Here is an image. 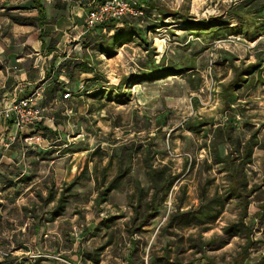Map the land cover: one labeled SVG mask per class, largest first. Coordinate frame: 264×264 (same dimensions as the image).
Returning <instances> with one entry per match:
<instances>
[{"label": "rangeland", "instance_id": "rangeland-1", "mask_svg": "<svg viewBox=\"0 0 264 264\" xmlns=\"http://www.w3.org/2000/svg\"><path fill=\"white\" fill-rule=\"evenodd\" d=\"M54 1L42 0L48 13ZM244 1L155 0L158 12L178 13L164 17L154 11L138 20L151 50L159 54L156 60L165 55L166 66L186 57L196 60L194 69L161 80L145 81L147 48L139 38L118 47L112 58L96 51V32L82 36L76 53L58 51L69 58L64 72L56 70L62 78L54 84L62 95L68 90L77 97L83 77L92 93L103 92L108 80L134 97L127 105L90 99L72 108L79 121L67 127L66 140L76 150L70 156L56 154L63 158L65 176L52 182L53 202L45 206L46 198L39 199L44 208L36 214L47 224V239L62 233L61 254L55 257L62 264H110L124 253L133 254L135 264H150V259L157 264H235L237 259L236 264H264V79L248 76L251 86L239 92L242 99L231 108L222 104L224 89L237 75L259 54L264 59V39L249 41L229 32L237 25L232 14ZM35 15L34 0H0V43L18 49L24 42L29 61L37 54L35 40L48 34V22L39 27ZM31 20L34 24L26 22ZM50 47L55 46L41 53ZM84 61L94 68L97 83L87 84L86 73L73 71ZM135 77L145 82L136 84ZM51 113L45 111L44 127L55 126ZM199 122H204L201 132L187 129ZM236 167L241 170L238 194L232 186ZM162 171L169 180L167 203L163 192L154 203ZM148 177H154V188ZM75 182L79 187L69 192ZM113 184L119 190L112 192ZM71 193L78 194L71 198ZM241 193L247 197V214ZM62 197L68 199L67 212L49 222ZM45 251L32 255L47 257Z\"/></svg>", "mask_w": 264, "mask_h": 264}, {"label": "crops", "instance_id": "crops-1", "mask_svg": "<svg viewBox=\"0 0 264 264\" xmlns=\"http://www.w3.org/2000/svg\"><path fill=\"white\" fill-rule=\"evenodd\" d=\"M94 1L95 0H55L52 5V13H48L46 10L48 25H45H47L48 28L45 29V32H48L47 38L40 41L35 40L33 43V48L37 53L45 51L50 45L55 46L52 48L50 47L51 49L49 52L44 53V55H53L47 64L48 77L46 81H41L40 70L35 67L34 60L29 61L26 55L23 56L25 48L24 42L18 49L12 47L14 50L0 43V240L2 241L1 244L3 248L11 253L9 258L0 257V264H62L60 260L55 258L61 254L58 249L60 248L61 251L62 233H58V239L54 237V241H52V239H47L49 238L46 233L47 224L45 225V223H43L42 216L36 214L39 208H44V206L40 207L41 202L39 199L46 198L44 200L45 206L53 202L56 196L53 193L52 182H56L58 179L61 180L65 176L62 167L63 158H56V154L63 152L65 155L70 156L74 154L76 150L75 147L69 143V140H66L67 135H71L68 133L67 127L71 128V124L75 126L79 121L77 118L73 117L75 115L72 114V108L74 106H79L80 100L85 102L90 101V99H100L107 101L108 104H115L118 102L113 100L114 98H109L110 95L114 97L116 94H126L125 91L127 90H124L125 86L123 87L121 84L120 86L115 85V83H111L108 80H106L103 87L100 88L104 90L101 93H92L93 91H90L88 87L81 89V82L85 81L82 77L79 84L80 94H78L77 97L72 96L69 99H64L62 96L66 92L62 95L54 84L55 80L62 78V74L58 76L56 70L59 69L60 72H64L66 69V60L69 59L67 56L62 57V54H59L60 50L64 47L67 50L69 49L70 53L74 51L76 53L77 50L82 49L80 46V39L82 37L79 38L78 33L82 30ZM67 32H69L70 35H67ZM263 39L264 37H261L259 40ZM72 41H77L79 43L75 44L74 47L70 46L67 48V44ZM131 43H135L134 40H132ZM125 46L127 45L125 44L120 48H124ZM8 49L9 51H7ZM67 50L64 52H67ZM103 56L106 58L105 55ZM94 74L95 72L83 74L90 78L87 79V84H95L98 82V77ZM254 75L259 78L258 80H260V78L264 79V63H262L260 70ZM92 78H96V80H92ZM258 80H256V83ZM261 82L264 88V80H261ZM41 85H43L45 91L42 99L38 102V106L45 109V111H52L51 114L53 117L51 121L53 122L55 120V126H50V132H46L45 134H42L37 129L29 130V132L37 130L36 133H31L29 135H41V142L27 145L20 139L11 147L7 148L5 145L6 140H8L10 135L16 134L17 129L11 122H7L3 118V98L9 97L16 91H18L19 95L22 97L29 96L34 88ZM247 85L251 86L250 80ZM258 86L256 87L258 88ZM244 88L246 87L244 86L237 91L238 99L232 107L242 99L241 97L243 95H239V92L244 90ZM67 92L70 91L67 90ZM113 92H116V94ZM129 98V102L132 103L134 97L131 98L130 95ZM222 104L223 107H225L224 99ZM162 118L161 122L163 125V123L166 122L167 116L163 115ZM27 132H24L22 136H27ZM152 140L154 141V139H149V141ZM24 149H27V151L30 150V152L26 154ZM165 174L167 175L166 171ZM147 181L150 183L151 187L154 188L153 180L148 177ZM78 187L79 184L68 191L72 192ZM116 190H119L118 186H115L112 192ZM158 193L161 194L162 191L159 189ZM77 194L78 193H71L70 197H76ZM159 194H157V197H159ZM165 203H167V200H165ZM67 207L68 205L66 208ZM66 208L62 215L57 214L56 216L54 212L57 209H54L55 211L51 210V219L49 222L55 223L56 220L63 217L67 212ZM29 215H33L32 218H30ZM30 220H32L31 223ZM58 228L59 232H61L60 224ZM41 250H46L47 257L32 255L34 252H40ZM18 253L24 254V256L16 257L15 254ZM39 254L40 253H38V255ZM80 260L82 259L80 258ZM149 262L150 264H157L152 259H150L148 263ZM110 264H135L134 255L124 253L122 256H115Z\"/></svg>", "mask_w": 264, "mask_h": 264}, {"label": "trees", "instance_id": "trees-1", "mask_svg": "<svg viewBox=\"0 0 264 264\" xmlns=\"http://www.w3.org/2000/svg\"><path fill=\"white\" fill-rule=\"evenodd\" d=\"M101 1H105V0H101ZM253 1L255 0H245L242 4V8H240V11L238 12L236 11L234 12V14H232V18L237 21V25L231 26L230 27L231 30L229 31L232 34L245 35L249 41H257L261 37H264V4H260V3L254 4ZM138 2L140 3V5H144L146 16L150 17L154 11L158 12L157 6L155 5V0H138ZM246 6H248L247 9H245ZM34 7L36 9L35 18L38 22V26L42 27L45 25V22L47 21L45 5L42 3V0H34ZM158 13L164 17L178 15V13H164V12H161V13L158 12ZM138 20H141V18L128 17L122 20H113V19L109 20L103 23L102 25L96 27L92 31L88 32V34L85 35L86 36L85 38L93 36V32L94 33L96 32L98 37H97L95 49L98 53H101L107 56L108 58H112L115 56V52L118 47H122L128 42H131L132 40L136 38L137 39L139 38L140 40H142L145 47L147 48L146 49L147 50V62H146L147 71L145 73V77L147 78L145 79V81L161 80L165 77H168L171 75L182 74L187 70H192L195 68L196 60L188 58V57L176 63L175 65L172 64L169 66H166L164 64L166 60L165 55H163L161 59L157 61L156 56H158L159 54L156 53V51L151 50V43L148 41L147 36L144 34V30L140 27ZM26 22H28L29 24H34V21L32 20L26 21ZM202 30L204 31V34H206L207 33L206 31L208 30V28H203ZM262 44L263 42L259 43L256 46V48H258ZM258 56H259V59L255 64L248 65L246 68H244L242 72H240L237 75V77L224 89L223 98L225 100V105L227 108H231L232 105L238 99L237 91L249 83L248 76H252L257 71L260 70L262 63H264V59L262 58L260 54ZM186 63H188L187 67H185ZM73 71H77L79 73H94V68L91 67L89 62L84 61L83 63H79L75 65V67L73 68ZM171 73H174V74H171ZM157 74H161V75H157ZM158 76H161V77H158ZM69 78L70 79L72 78V74H69ZM92 80H96V78H92ZM135 80L136 82L138 81V83L136 84L145 82L144 80H142V77H135ZM139 80L142 82H139ZM129 97H130V91H128V93L126 94L122 93L114 97H112V95L109 96V98H114L113 100H116L120 104H126L127 102H129L130 101ZM203 124L204 122L189 124L187 125V129L192 131L193 133H199L201 131V127ZM31 129H37L42 134H45L46 132H50V128L44 127L43 123L30 126L26 130V132L28 131L27 135L37 132V130L29 132V130ZM247 151L249 155V153H251L252 150L250 149ZM238 168L239 167L233 168V172L236 174V176L234 174V177H236L237 180L236 181L233 180V183H232V186H234L233 191L237 192V194L239 190L235 187V185L236 184L238 185L239 174L241 172V170L240 169L238 170ZM235 170H237L238 172ZM159 177H160L159 179L155 180V188L158 189L157 192L159 191V189L163 192L164 197H165L164 199L166 200L168 196V192H169L168 190L169 180H168V177H166L165 172L163 171H162V176H159ZM151 179L153 180L152 182L154 184V177ZM163 181L165 183H163ZM77 184L79 183L71 184V186H69L67 190L70 191ZM113 186L114 184L111 186V189L113 188ZM164 190L166 191L164 192ZM156 197L157 196L154 197L155 199L154 203L157 202L156 199H158V197L157 198ZM239 197L242 200L241 204H243L244 211L247 214L246 212L247 205H245V203L243 202V201L247 202V197L243 195L242 193L239 194ZM162 199H163V196L161 197V200ZM67 200L68 199H66V197H62L60 199V206L54 212L55 216L57 214L59 215L63 214L66 208V205L68 203ZM237 262H238V259L235 261V264Z\"/></svg>", "mask_w": 264, "mask_h": 264}, {"label": "built area", "instance_id": "built-area-1", "mask_svg": "<svg viewBox=\"0 0 264 264\" xmlns=\"http://www.w3.org/2000/svg\"><path fill=\"white\" fill-rule=\"evenodd\" d=\"M144 5H140L138 0H95L88 12L82 30L79 31V38L102 25L109 20H122L128 17L144 19L146 13ZM70 35L69 32L66 33ZM52 54L44 55L41 52L36 54L34 65L40 70L41 81H46L48 77V61ZM81 89H85L84 81L81 82ZM43 85L34 88L33 92L26 97L19 95L16 91L9 97L3 98L2 115L7 122H11L17 129V133L10 135L6 140V147H11L17 140H22L27 145L41 142L42 137L38 134L22 136L26 130L33 125L43 123L46 119L45 109L38 106V102L44 94ZM72 97L70 92L63 95L64 99ZM9 252L0 245V257H8Z\"/></svg>", "mask_w": 264, "mask_h": 264}]
</instances>
